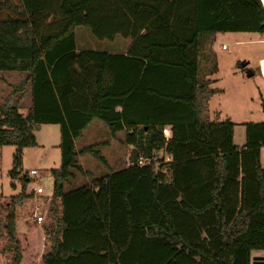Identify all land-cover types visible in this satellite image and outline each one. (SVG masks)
Returning <instances> with one entry per match:
<instances>
[{"label":"trees","instance_id":"16d2710c","mask_svg":"<svg viewBox=\"0 0 264 264\" xmlns=\"http://www.w3.org/2000/svg\"><path fill=\"white\" fill-rule=\"evenodd\" d=\"M78 27L131 44L79 52ZM227 33L264 35V0H0V73L26 75L31 96L26 115L0 106V147L16 149L10 175L23 190L0 196V264H26V251L46 246L42 264H252L264 251V123L246 125L240 148L231 121L209 118L217 65L204 64ZM95 120L125 133L128 166L66 191L88 173L81 156L108 165L101 145L76 150ZM42 125L60 127L61 166L30 245L17 229L33 198L22 165Z\"/></svg>","mask_w":264,"mask_h":264},{"label":"rangeland","instance_id":"374dc122","mask_svg":"<svg viewBox=\"0 0 264 264\" xmlns=\"http://www.w3.org/2000/svg\"><path fill=\"white\" fill-rule=\"evenodd\" d=\"M77 50L99 51L111 54H122L128 49L131 40L117 37L114 41L98 40L92 31L87 27H78L75 30ZM223 46L226 48L223 49ZM215 61L217 73L209 76L212 80L210 86L214 91L210 101L209 117L214 122L229 120L235 125L234 145L243 147L246 142V125L264 123V76L261 70V62L264 61V36L251 33H227L214 36V45L210 57L211 62ZM244 65H247L243 68ZM252 71L253 77H248L247 73ZM12 74V75H11ZM8 77L9 88L3 95H0V103L4 105L11 101L12 105H18L20 113H28L31 108L30 88L21 91V85L25 81V76L11 73ZM100 127L102 130H100ZM41 147L29 148L23 155L22 175L27 174L31 179L26 192L31 196L33 189L38 184L43 188L44 197L53 195V178L49 174L50 170L59 169L61 166V151L59 149L61 134L57 125H42L35 127ZM102 132H106L105 134ZM107 127L100 121H94L86 134L76 142V150L95 145L105 147L104 141H109V147L105 150L101 147L100 154L108 160L110 168L97 161L92 155H85L79 158V165L89 172L87 174L76 173L75 178L66 186V191L81 187L87 184H94L99 179L106 178L113 172L122 168L116 159L121 157L122 149L115 142L111 143ZM103 148V149H102ZM0 196L15 197L22 193V186L19 180L11 177L13 170L14 147H0ZM105 150V151H103ZM119 152V153H118ZM124 158V157H123ZM159 159L169 161L165 153L158 154ZM43 165L40 166L39 163ZM261 163L264 167V151L261 153ZM108 166V165H107ZM128 166V165H127ZM15 185V187H13ZM31 199V198H30ZM49 199L27 200L20 209L17 225L18 234L26 236L29 244L33 245V233L31 227L40 225L32 223V209L36 205L49 207ZM51 201V200H50ZM3 223V211L0 209V227ZM50 247L46 246L41 251H26V264H42V257L49 252Z\"/></svg>","mask_w":264,"mask_h":264},{"label":"crops","instance_id":"0c3cea01","mask_svg":"<svg viewBox=\"0 0 264 264\" xmlns=\"http://www.w3.org/2000/svg\"><path fill=\"white\" fill-rule=\"evenodd\" d=\"M127 52V50H125V52H123V53H126ZM11 73H0V95H3L4 93H5V91H6V89L7 88H9V82H8V77H9V75H10ZM17 74H20V75H22V76H26V75H24V74H21V73H17ZM12 75V74H11ZM31 97V96H30ZM212 100V97L210 98V100H209V103H210V101ZM1 102L3 101L2 100V98H1V100H0ZM0 102V103H1ZM209 103H208V108H210V105H209ZM1 105V104H0ZM29 110V109H28ZM209 113H210V109H209ZM27 114V113H26ZM26 114H24V115H26ZM210 118V117H209ZM211 120V119H210ZM95 121H98V120H95ZM212 121V120H211ZM94 122V121H93ZM92 122V123H93ZM212 122H214V121H212ZM220 122H223V121H219V122H217V123H220ZM92 123L91 124H89V126L86 128V130L83 132V134H82V137L86 134V132L88 131V129L91 127V125H92ZM100 130H102L101 129V127H100ZM102 133H106V132H102ZM34 134H35V136H36V140H37V143H38V146L36 147V148H44L43 149V151L46 149L45 147H41V145H40V141H39V137H38V134L34 131ZM107 134V133H106ZM108 136H109V138H110V140H111V143L112 142H115L116 144H118L120 147H121V149L123 150L122 151V160L120 159L121 157H118V154H117V157H116V159H118V163L120 164V166L122 165V168L120 169V170H122V169H124L125 167H127V165H128V163H129V153H130V150L132 149L131 147H127L126 145H124L123 144V141H124V139H125V133L124 132H120V133H118L115 137H113L112 135H109L108 134ZM81 137V138H82ZM79 141V140H78ZM98 143H101L100 141L98 142ZM98 143H96V144H98ZM104 144H105V147H103L105 150H107L108 149V147H109V141L108 140H106V141H104L103 142ZM245 145V144H244ZM102 148V149H103ZM241 148V147H240ZM1 150V149H0ZM105 150H103V151H105ZM2 153V151H0V154ZM24 153H25V151H24ZM119 153V152H118ZM261 153H262V151H261ZM85 156V155H84ZM81 157H83V156H81ZM124 157V158H123ZM13 158H14V155H13ZM107 162H108V160H107ZM108 164V166H106L107 168L109 167L110 168V165H109V163H107ZM262 164V163H261ZM39 165L40 166H42L43 165V163L42 162H40L39 163ZM263 167V166H262ZM264 168V167H263ZM84 170H88V168H83ZM119 170V171H120ZM51 171V170H50ZM50 171H49V174H50ZM89 173V172H88ZM51 175V174H50ZM38 186L39 187H41L39 184H38ZM75 189V188H74ZM30 194H33V198H32V200H34L36 197H35V195H34V189H33V191L30 193ZM45 198L46 199H50V197H44L43 195L42 196H40L39 197V199L40 200H45ZM52 198V197H51ZM29 200H31V199H29ZM255 257H264V251H258V252H253L252 253V264H253V258H255Z\"/></svg>","mask_w":264,"mask_h":264},{"label":"built area","instance_id":"2783aa9c","mask_svg":"<svg viewBox=\"0 0 264 264\" xmlns=\"http://www.w3.org/2000/svg\"><path fill=\"white\" fill-rule=\"evenodd\" d=\"M264 36V35H263ZM226 47L223 46V49H225ZM261 70L264 76V61L261 62ZM165 135L168 137L169 134H167V131H165ZM261 151H264V143L261 146ZM139 166H145L146 164H149V162L147 160H145L143 157L139 158L138 161ZM34 195H35V200H39V197L44 195V191L42 187H37L36 189H34ZM51 198L48 200L49 202ZM50 205V204H49ZM48 212H49V207H45L44 205H36L34 206V208L32 209V223L33 224H37V225H41L43 224L48 216Z\"/></svg>","mask_w":264,"mask_h":264},{"label":"water","instance_id":"95a60500","mask_svg":"<svg viewBox=\"0 0 264 264\" xmlns=\"http://www.w3.org/2000/svg\"><path fill=\"white\" fill-rule=\"evenodd\" d=\"M247 65H244L243 68H245ZM248 77H253L254 73L252 71H249L247 73ZM253 264H264V257H255L253 258Z\"/></svg>","mask_w":264,"mask_h":264}]
</instances>
